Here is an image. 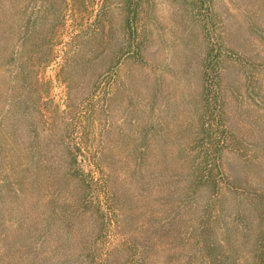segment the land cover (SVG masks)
<instances>
[{
	"label": "rangeland",
	"instance_id": "374dc122",
	"mask_svg": "<svg viewBox=\"0 0 264 264\" xmlns=\"http://www.w3.org/2000/svg\"><path fill=\"white\" fill-rule=\"evenodd\" d=\"M133 1L128 27L126 0H0V136L35 162L20 166L17 185L0 179V246L50 264L105 254L124 237L134 247L123 257L209 264L198 242L207 222L222 264H251L258 220L247 192L264 191V0ZM212 47L220 69L206 113ZM218 92L230 182L210 205L211 192L188 186ZM73 159L113 191L108 226L65 202L79 192L64 178Z\"/></svg>",
	"mask_w": 264,
	"mask_h": 264
},
{
	"label": "trees",
	"instance_id": "16d2710c",
	"mask_svg": "<svg viewBox=\"0 0 264 264\" xmlns=\"http://www.w3.org/2000/svg\"><path fill=\"white\" fill-rule=\"evenodd\" d=\"M138 2H140V0H138ZM133 3H135V5L131 7ZM138 6L139 4H136L133 0H126L125 2V9L128 11V27H131L133 24L131 18H135L138 14ZM215 52L216 50L214 47L209 48L204 61L203 100L206 113H212L211 109L213 108L210 103L212 96L210 82L215 84V79L219 76L218 70L220 69V61ZM222 106L221 95L218 92L215 96L214 114L212 115L216 123L212 124L211 127L203 128L205 129L203 135H207L210 140L206 143L207 150L203 156H200L197 165H194V173L191 181L188 179L190 183L188 187L191 188L193 186L192 188H194L195 192L203 189L211 192L208 198L210 205L213 204L215 198L220 195L221 189L230 182L224 169L222 157L224 150L229 147L228 140L231 138V133L225 126ZM7 113H10V110ZM215 125L217 126L216 128ZM203 126H205V124ZM0 131H2L1 127ZM218 134H220L219 137ZM2 138L3 140L0 136V179L3 178L2 183H4V186L10 188L12 185L19 184L18 180L21 178L20 166L22 164H29V162L31 165L35 162L29 161L25 163L22 160L17 149V147L20 146L19 141L16 140V138H13L14 142H11V136H8L6 139L3 135ZM76 164V159L70 161L69 165L73 169H71L69 175H65L64 178L65 183L73 181L74 188L79 192L74 193L70 197H65V202L70 204L72 206L70 209L78 215L92 210V213L101 216L103 224L108 226L106 211L108 208L112 207L113 200L115 201L113 191L110 187L106 188V190H102L104 183L98 182L97 178L92 173H87L83 168L76 166ZM100 184L102 185L100 186ZM227 187L229 188V185H227ZM14 190L16 192L22 190V188L19 189L16 187ZM232 192L236 191L234 190ZM236 193L242 194L238 191ZM247 195V198L251 202V208L256 212L258 220V235L257 238H255V249L253 251L251 264H264V191L253 189L249 190ZM209 204L207 207L210 206ZM0 207L3 208L2 205H0ZM206 226L207 222H202L200 224L201 239L198 241L202 246L200 258H203L205 262L209 264H222L223 257L225 256L220 255L219 251L217 253L212 249H221L223 245L219 241L211 245L210 241L207 240V236H210L211 230L210 227ZM81 240H83V238ZM94 242L95 241H93L94 246L91 245L92 241H89L87 246L89 248L95 247L97 242ZM131 247H134V240L121 237L108 245L105 254H97L95 251H91L89 253L82 252L68 256L58 255L52 258L50 264H154L152 258L147 255H138L135 253L123 257L124 250ZM16 251L18 250H12L10 245L7 246V244L3 243L2 246H0V264H21L25 262L27 257H24L22 254L19 256L16 255ZM33 263H35V261H33Z\"/></svg>",
	"mask_w": 264,
	"mask_h": 264
}]
</instances>
